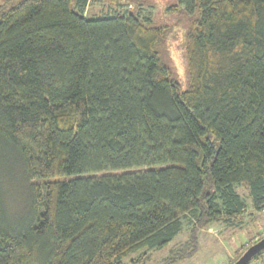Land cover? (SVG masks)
<instances>
[{
  "label": "trees",
  "instance_id": "1",
  "mask_svg": "<svg viewBox=\"0 0 264 264\" xmlns=\"http://www.w3.org/2000/svg\"><path fill=\"white\" fill-rule=\"evenodd\" d=\"M91 1L0 0V264H150L194 212L176 264L247 199L264 211V0L168 6L184 82L168 25L121 0L89 17Z\"/></svg>",
  "mask_w": 264,
  "mask_h": 264
},
{
  "label": "rangeland",
  "instance_id": "2",
  "mask_svg": "<svg viewBox=\"0 0 264 264\" xmlns=\"http://www.w3.org/2000/svg\"><path fill=\"white\" fill-rule=\"evenodd\" d=\"M18 1L20 0H1V2H5V7H10ZM121 2H124L125 7L131 10H134L135 5L139 7L138 4H141L144 10L153 13L158 24H165L170 27L167 50L169 60L166 61L170 64L174 76L180 82L187 80L188 75L182 47L183 30L181 28L186 27L187 22L185 20L180 21L179 16L181 14L168 8L174 3L178 4L179 0H121ZM111 6H115L111 0H92L87 9V14L89 17H103L111 11ZM239 191L245 197L247 196V192L243 187H240ZM13 192H17V187L13 189ZM21 200L22 196L18 203ZM247 202L248 209L242 224L229 226L221 222H214L202 228L199 231V247L196 253L190 258L178 261L176 264H229L241 251L242 247L248 243L254 244L256 240L264 235V211H256L251 206L249 199H247ZM15 203L13 204L15 205ZM195 217L194 212H187L181 216L182 232L165 248L149 251L150 264H162V259L169 254V248L172 247V244L178 243L187 237V230L194 223ZM251 264H262V262L258 259Z\"/></svg>",
  "mask_w": 264,
  "mask_h": 264
},
{
  "label": "water",
  "instance_id": "3",
  "mask_svg": "<svg viewBox=\"0 0 264 264\" xmlns=\"http://www.w3.org/2000/svg\"><path fill=\"white\" fill-rule=\"evenodd\" d=\"M262 250H264V237L250 245L233 264H248Z\"/></svg>",
  "mask_w": 264,
  "mask_h": 264
}]
</instances>
